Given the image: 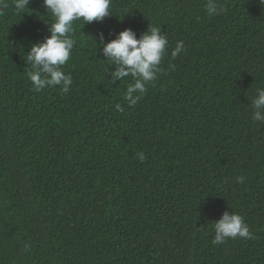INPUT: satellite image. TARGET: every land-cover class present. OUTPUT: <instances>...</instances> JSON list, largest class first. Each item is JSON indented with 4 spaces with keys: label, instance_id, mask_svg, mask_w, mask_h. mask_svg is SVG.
Returning <instances> with one entry per match:
<instances>
[{
    "label": "trees",
    "instance_id": "1",
    "mask_svg": "<svg viewBox=\"0 0 264 264\" xmlns=\"http://www.w3.org/2000/svg\"><path fill=\"white\" fill-rule=\"evenodd\" d=\"M13 3L0 0V264H264V123L251 107L264 5L218 0L210 17L207 0H111L102 21L73 22L63 93L35 92L27 76L51 14L42 0L19 14ZM149 26L166 54L129 106L132 77L110 81L95 37ZM225 211L252 237L214 245Z\"/></svg>",
    "mask_w": 264,
    "mask_h": 264
},
{
    "label": "clouds",
    "instance_id": "2",
    "mask_svg": "<svg viewBox=\"0 0 264 264\" xmlns=\"http://www.w3.org/2000/svg\"><path fill=\"white\" fill-rule=\"evenodd\" d=\"M29 2L30 0H14L13 7L18 14L24 13ZM110 3L111 0H42L46 15L51 14L53 19L46 28L50 35L41 42L32 43L25 55L31 67L27 76L33 91L40 92L46 87L59 86L61 92H69L73 83L72 77L61 69L68 62L75 44L73 22L102 21L110 13ZM258 3L264 5V0H258ZM223 10V5L219 4L218 0H207L205 11L208 16L219 15ZM95 40L99 41V45ZM95 40L93 39L109 66H113L114 70L108 72L110 81L113 83L125 77H132L133 82L128 84L124 99L129 106H134L140 99V94L147 91L146 85L154 81L157 73L161 72L159 65L166 54L168 44L166 35L161 34L160 28L149 26L139 37L131 29H124L108 42H105L103 33H98ZM182 51L183 41H177L171 56L175 58ZM251 107L253 121L264 123V88L256 90ZM115 108L117 111L124 110L119 103ZM137 156L141 161L145 159L143 153H138ZM244 179L237 177L236 182L243 183ZM212 228L214 245L222 244L229 238L252 237L244 219L234 212L229 214L225 211L218 220L213 221Z\"/></svg>",
    "mask_w": 264,
    "mask_h": 264
}]
</instances>
